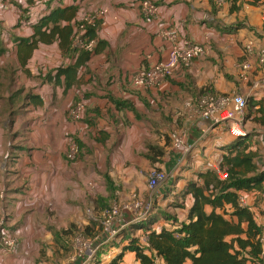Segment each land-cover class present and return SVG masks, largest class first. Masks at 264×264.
I'll use <instances>...</instances> for the list:
<instances>
[{
    "label": "crops",
    "instance_id": "0c3cea01",
    "mask_svg": "<svg viewBox=\"0 0 264 264\" xmlns=\"http://www.w3.org/2000/svg\"><path fill=\"white\" fill-rule=\"evenodd\" d=\"M24 1L0 3V37L6 48L0 47V61L12 64L0 66V230L18 240L16 249L0 247V264H37L28 252L73 246L68 245L73 233L90 227L94 210L102 218L107 208L101 205L116 200L137 197L170 210L171 195H178L187 179H196L195 172L207 167L219 171L222 148L234 141L224 124L194 116L186 103L208 86L215 93L264 100V68L254 58L257 66L244 81L238 66L246 44L264 45V0L258 5L240 0V8L233 11L230 2L217 7L213 0H149L159 7L154 17L141 11L143 0H41L33 6L39 10L23 20ZM69 7L76 8L71 21L75 31L83 10L94 11L97 22L88 27L97 35L94 51L77 52L73 44L62 47L58 37L39 42L29 56L19 51L21 42L32 40L34 25L43 16ZM170 36L180 43H199L204 52L162 85L136 87V71L168 59ZM80 105L82 116L75 119L72 111ZM179 129L187 133L191 169L181 164L182 155L169 137ZM72 144L78 147L74 158ZM151 147L163 154L156 156ZM155 169L167 171L168 179L150 189L148 177ZM242 192L251 204V196L262 194ZM192 203V197L187 199L177 213L179 221L188 219ZM253 212L264 226L258 208L253 206ZM128 218V213L115 218L113 229L118 232L108 240L117 237L121 242ZM168 218L151 226H169ZM73 226L72 234L64 233ZM135 231L145 242L148 231ZM127 244L110 246L115 252L102 263L109 264ZM71 264L82 263L79 259ZM121 264L140 261L127 251ZM158 264H165L164 259L158 258ZM185 264L193 263L188 259Z\"/></svg>",
    "mask_w": 264,
    "mask_h": 264
},
{
    "label": "trees",
    "instance_id": "16d2710c",
    "mask_svg": "<svg viewBox=\"0 0 264 264\" xmlns=\"http://www.w3.org/2000/svg\"><path fill=\"white\" fill-rule=\"evenodd\" d=\"M261 1L246 0L250 5H258ZM239 2L240 0L230 1L232 11L240 8ZM75 15L76 8L69 7L58 8L43 16L34 25L32 40L26 39L21 42L19 51L29 56L38 47L39 42L50 43L57 37L62 47L72 46L77 33L71 24ZM62 20L66 21V24L62 25ZM85 35L89 39H95L97 36L94 28L89 30L87 28ZM206 93L215 92L208 86L201 94ZM246 118L264 127L263 99H248ZM169 137L171 140V135ZM252 145L251 132L234 138L232 143L222 148L218 160L219 171L207 167L194 173L196 179L186 180L179 195L181 197L190 195L193 198L187 220L169 218V226L154 229L151 224L155 218L151 217L147 219L148 223L145 225L136 221L129 230L121 231V242L127 240L128 244L110 260L109 264H121L127 251L134 252L140 264H158V258H163L165 264H185L188 259L192 260L193 264H248L250 261L263 264L264 226L258 223L252 210L239 204L242 191L264 192V168L259 166V151L254 150ZM151 149L156 156L163 154L156 147ZM181 164L187 165V156ZM187 166L191 169V166ZM220 172L226 176H222ZM111 189H114L112 185ZM112 205L113 203H110L101 207L111 209ZM74 228L73 226L64 230V233L72 234ZM138 228H145L148 231L146 241L143 243L141 238L136 236L135 229ZM90 230L91 228L87 227L83 234L86 236ZM116 238L111 239L105 247L119 246L121 242L118 243Z\"/></svg>",
    "mask_w": 264,
    "mask_h": 264
},
{
    "label": "built area",
    "instance_id": "2783aa9c",
    "mask_svg": "<svg viewBox=\"0 0 264 264\" xmlns=\"http://www.w3.org/2000/svg\"><path fill=\"white\" fill-rule=\"evenodd\" d=\"M6 0H0L4 3ZM217 7L228 4L231 0H213ZM140 9L147 17L157 15L159 7L156 3L143 0ZM96 21L90 16L86 17L81 24H78L77 33L73 40L75 49H82L89 52L94 51L96 41L86 37L87 28L94 26ZM173 42L172 49L166 61H161L148 68H142L133 74V84L138 88H151L162 85L173 75L179 67L189 66L193 60L204 52V47L199 43L192 41L178 42L173 36H170ZM257 59V65L264 68V45L256 48L253 42L245 45L244 59L239 63L240 76L244 81H249L252 71L257 65L253 64V59ZM259 85L260 82L255 83ZM187 108L194 116L206 117L212 119L216 124H224L230 136L233 138L240 137L248 133L245 129V120L248 107V96L238 92L232 93H206L201 94L195 99L186 103ZM83 105L78 106L72 111V116L79 119L82 116ZM171 142L175 150L181 153L182 162L186 155L190 152V145L187 142V133L184 129H179L171 133ZM78 150L77 144L70 147V157L74 158ZM221 173V172H220ZM154 177L152 178L151 176ZM222 176H226L221 173ZM166 173L162 170L155 169L151 171L150 181L151 187H156L157 178H164ZM166 178V177H165ZM138 204V202H136ZM239 204L241 207L249 208L253 211V204L250 202L249 196L241 192L239 196ZM119 210L115 205L103 215V223L109 228L113 225L115 218L118 216ZM143 218H146L145 216ZM145 220V219H144ZM139 222V221H138ZM118 231L111 230V236L116 235ZM264 244V233L262 236ZM73 247L76 251H83L88 241L83 235H77L73 239ZM18 240L12 236L6 229L0 230V247L7 249H16ZM98 248V246L96 247ZM96 248L91 251V257L95 254Z\"/></svg>",
    "mask_w": 264,
    "mask_h": 264
},
{
    "label": "rangeland",
    "instance_id": "374dc122",
    "mask_svg": "<svg viewBox=\"0 0 264 264\" xmlns=\"http://www.w3.org/2000/svg\"><path fill=\"white\" fill-rule=\"evenodd\" d=\"M13 1H15V0H9V3L11 4V3H13ZM38 1H41V0H25L24 2L21 3V5L25 6L24 8H22L23 6H20L21 11H22L21 12L22 13L21 18L23 20H25V18H29V16H31L30 13L34 14L35 12H37L39 10L38 8L33 7V6H35L36 3H38ZM82 1L84 2V0H82ZM83 2L81 5L84 8L85 6H84ZM25 3H26V5H25ZM95 3H96V1H95ZM87 5H88V2H87ZM31 6L33 7L32 11L30 8ZM93 12L94 11L85 12L83 10L82 15H81V23L88 16H90L92 19H94L97 22V18L93 15ZM17 24H19V25H16V26H20V23H17ZM101 30H102V28L100 27L98 29L100 34H101ZM8 35L10 38H15L16 33H11ZM1 42H3V40L0 37V47L4 48L5 45H2ZM4 49H6V48H4ZM1 51H3V50L0 49V52ZM7 51H13V49L7 47ZM8 64L9 63H7V61L2 62V59H1L0 66H2V65L3 66H11L12 65V64L11 65L10 64L8 65ZM262 87L264 88V83L262 84ZM244 124H245V129L248 132H251L253 135L252 147L254 148V150L259 151L258 164L260 167L264 168V127H261L259 125L252 123L248 118H246ZM160 170L162 171V169H160ZM163 171L166 173V176H165L166 178L165 177L164 178H157L156 187H151V185H150V181L152 180L154 175L151 176L152 178L148 177L149 178L148 179V185H149L150 189H152V188L155 189V188L159 187L161 184H163L168 179V172L165 170H163ZM171 196H172L171 198L174 200L172 203L174 206H172V208L170 210H168L167 207L164 208L163 206H165V205H158L157 203L156 204L149 203L148 200L143 201L137 197L134 199H125L122 201L116 200L115 202H113L112 207H114L115 205L118 207V210H119L118 216H121L122 213H128L129 214V218L126 220V223H128L126 225V227H127L126 229L129 230L130 229L129 226H131L133 224V223L131 224V222H133V221H140V222H143L145 225L148 223L147 219L148 218L150 219L151 217H154L155 220H159V221L160 220L165 221L167 219V217L176 218V216L178 215L177 213L180 211V209L184 208V205L186 204L187 199H190L191 196L188 195L187 197H181L179 194L178 195L174 194ZM251 201H252L253 206L256 209L258 208L259 213L262 216H264V192H262L261 195L251 196ZM136 202H138V204ZM162 208H164L165 210H163ZM160 209H162L161 212L159 211ZM259 209H262V210H259ZM95 210H94L95 213L93 214V216H96V217L93 220L94 223H93V221L91 222L90 233L85 236L83 234L84 231L82 229H79V230L75 231L76 233H73V236L71 238L73 240L74 237L77 235H83L84 236V238L88 241V244L83 251H81V252L76 251L73 246H70L68 248L63 246L62 247L63 251H59L57 249L56 251H51V252H48L46 250L47 251L46 252L45 250L42 249V250H40V252L38 254H35L34 252H28L27 256L33 257L31 259V261H33L37 264L46 263V262H47V264H71V263H73L79 259L81 260L82 264H104V263H102L103 260L104 259L107 260V257L109 255H112V253L115 252L114 250H111V248H109L108 246L105 247V245H108V243L111 241L108 239L111 238L110 236H111V230L113 229V225H111V227L108 228L103 223V218L97 216V211H95ZM108 210L109 209L103 211V213H106ZM153 210H156V212L153 213ZM151 213H153V214L150 215ZM144 216L146 218H143ZM121 224H123V223H121ZM71 244H73V243L71 240H69L68 245H71ZM97 246H98V248H96ZM95 248H96V252L91 257V251H93V249H95Z\"/></svg>",
    "mask_w": 264,
    "mask_h": 264
}]
</instances>
